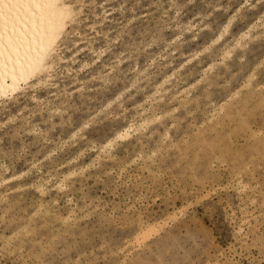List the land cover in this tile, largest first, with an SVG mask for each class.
Here are the masks:
<instances>
[{
	"label": "rangeland",
	"instance_id": "obj_1",
	"mask_svg": "<svg viewBox=\"0 0 264 264\" xmlns=\"http://www.w3.org/2000/svg\"><path fill=\"white\" fill-rule=\"evenodd\" d=\"M73 5L0 110V264H264V0Z\"/></svg>",
	"mask_w": 264,
	"mask_h": 264
},
{
	"label": "bare ground",
	"instance_id": "obj_2",
	"mask_svg": "<svg viewBox=\"0 0 264 264\" xmlns=\"http://www.w3.org/2000/svg\"><path fill=\"white\" fill-rule=\"evenodd\" d=\"M74 2L51 0L44 9L34 12L27 7L24 11L9 9L6 3H0V110L22 96L25 89L41 85L65 60L57 50L67 27L75 22ZM129 135V129L121 130L108 145Z\"/></svg>",
	"mask_w": 264,
	"mask_h": 264
},
{
	"label": "snow or ice",
	"instance_id": "obj_3",
	"mask_svg": "<svg viewBox=\"0 0 264 264\" xmlns=\"http://www.w3.org/2000/svg\"><path fill=\"white\" fill-rule=\"evenodd\" d=\"M0 3H6L9 9L15 7L17 9H20L21 11H24L25 7H27L28 10L34 12V9L36 8H39L41 10L44 9L51 3V0H0ZM24 14L27 15L26 12ZM26 23L27 21H25V24Z\"/></svg>",
	"mask_w": 264,
	"mask_h": 264
}]
</instances>
